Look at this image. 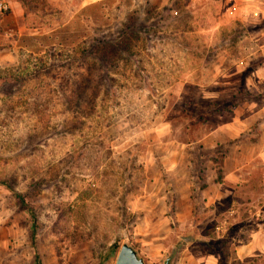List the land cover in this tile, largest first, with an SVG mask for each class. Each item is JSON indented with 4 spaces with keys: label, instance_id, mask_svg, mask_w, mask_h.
<instances>
[{
    "label": "rangeland",
    "instance_id": "1",
    "mask_svg": "<svg viewBox=\"0 0 264 264\" xmlns=\"http://www.w3.org/2000/svg\"><path fill=\"white\" fill-rule=\"evenodd\" d=\"M0 5V264H264V0Z\"/></svg>",
    "mask_w": 264,
    "mask_h": 264
},
{
    "label": "trees",
    "instance_id": "2",
    "mask_svg": "<svg viewBox=\"0 0 264 264\" xmlns=\"http://www.w3.org/2000/svg\"><path fill=\"white\" fill-rule=\"evenodd\" d=\"M88 10H89V8H85V9H83L82 13H85ZM131 35L132 34H128V32L127 33L124 32L122 36H118V38L115 42L113 41L114 43L111 46L115 50H114L112 56L107 57L103 54H100V48H98V47L95 48L93 51L84 54V57L85 58L87 57L89 59H90V56H94L96 59V60H94L95 63H97L98 61H101L103 63H106L109 66V67H107L106 65H104L102 67L100 73H97V72L95 73V76L99 77L98 78L99 81H98L97 85L94 87L99 88V87L106 85L105 82H107L108 84H110V82H113L114 78L112 77V74L114 72H117L119 63L123 59V54L130 53V51L132 49L131 42L133 41V39H134V43H138V41H139L138 36L132 37ZM87 52H88V50H87ZM93 65H94V63H93ZM90 67H92V66H90ZM104 87H106V86H104ZM89 89H95V88L90 86ZM75 92H77V91H75ZM14 194L20 200L22 205H25V201L21 198V196H19L15 192H14ZM30 213H31L32 217L35 219V214L32 211Z\"/></svg>",
    "mask_w": 264,
    "mask_h": 264
},
{
    "label": "water",
    "instance_id": "3",
    "mask_svg": "<svg viewBox=\"0 0 264 264\" xmlns=\"http://www.w3.org/2000/svg\"><path fill=\"white\" fill-rule=\"evenodd\" d=\"M115 264H146L138 251L128 244H123L118 252ZM165 264H172V257H169Z\"/></svg>",
    "mask_w": 264,
    "mask_h": 264
},
{
    "label": "built area",
    "instance_id": "4",
    "mask_svg": "<svg viewBox=\"0 0 264 264\" xmlns=\"http://www.w3.org/2000/svg\"><path fill=\"white\" fill-rule=\"evenodd\" d=\"M0 9H2V5H0Z\"/></svg>",
    "mask_w": 264,
    "mask_h": 264
}]
</instances>
